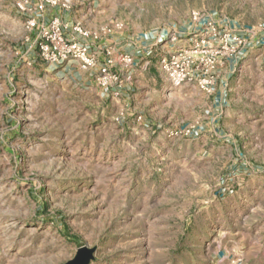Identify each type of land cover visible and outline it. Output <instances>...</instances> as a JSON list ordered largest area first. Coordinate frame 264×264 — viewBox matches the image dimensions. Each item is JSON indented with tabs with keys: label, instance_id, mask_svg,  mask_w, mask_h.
Masks as SVG:
<instances>
[{
	"label": "rangeland",
	"instance_id": "1",
	"mask_svg": "<svg viewBox=\"0 0 264 264\" xmlns=\"http://www.w3.org/2000/svg\"><path fill=\"white\" fill-rule=\"evenodd\" d=\"M75 3L97 49L136 70L117 95L94 71L47 63L0 0V264H66L82 246L89 264H207L215 220L264 222V192L243 186L264 181V40L224 60L216 94L171 83L174 46L158 37L178 30L184 46L199 11L264 39V0Z\"/></svg>",
	"mask_w": 264,
	"mask_h": 264
},
{
	"label": "built area",
	"instance_id": "2",
	"mask_svg": "<svg viewBox=\"0 0 264 264\" xmlns=\"http://www.w3.org/2000/svg\"><path fill=\"white\" fill-rule=\"evenodd\" d=\"M58 0H16V8L20 13H29L27 27L35 33L34 44L38 54L51 65H62L76 61L86 71H94L95 83L107 92L120 95L124 88V81L130 80L132 70L137 60L130 53H120L113 48L97 49L91 43L78 38L97 34L84 28L81 23L69 24L61 17L55 16L48 22L40 21L47 4L55 5ZM63 6L69 7L68 3ZM192 22L189 39L184 46L176 45L180 31L159 35L160 41L173 43L171 53L161 58V68L174 85L194 83L200 88L210 92L218 79V67L226 59L238 61L248 51L250 45L263 42L257 38L256 30L233 28L230 21L218 20L214 14L208 12L192 11ZM245 33H249L250 39ZM149 35H147L146 38ZM103 52V61L98 53ZM174 134H192L188 128L176 129Z\"/></svg>",
	"mask_w": 264,
	"mask_h": 264
},
{
	"label": "crops",
	"instance_id": "3",
	"mask_svg": "<svg viewBox=\"0 0 264 264\" xmlns=\"http://www.w3.org/2000/svg\"><path fill=\"white\" fill-rule=\"evenodd\" d=\"M38 1L42 0H34V2ZM6 2L19 15L28 19L29 13H20L17 10L15 5L16 0H6ZM65 2L68 3L69 7L63 6ZM75 4V0H58V3L55 5L47 4L43 15L40 17V21L48 22L53 17L58 16L69 24L81 23L84 28H90L87 20L83 16H79ZM76 36L85 42L93 45L98 43L99 46H102V43L95 40L93 36L82 37L79 34H76ZM67 65L79 66L76 61H70L58 67L61 68ZM225 65H230V68L233 66L232 63L228 64L226 62L218 67V82L215 85L216 94L226 93L227 76L230 75L231 69L229 66L226 68ZM223 74L226 78L225 76L222 77ZM243 186H246L248 189H254L256 192H264L263 180L256 181L254 185H250L249 181H245V185ZM261 208L264 210V205ZM218 210L223 215L229 212L225 211L229 209L224 208H218ZM212 224L213 222L210 221V225ZM214 224V228H210L209 251L206 255L207 264H264V222L256 225L246 220L238 224L237 227L232 228L228 218L224 217L215 220Z\"/></svg>",
	"mask_w": 264,
	"mask_h": 264
},
{
	"label": "water",
	"instance_id": "4",
	"mask_svg": "<svg viewBox=\"0 0 264 264\" xmlns=\"http://www.w3.org/2000/svg\"><path fill=\"white\" fill-rule=\"evenodd\" d=\"M94 249L87 246H82L76 256L66 264H89L91 259L94 258Z\"/></svg>",
	"mask_w": 264,
	"mask_h": 264
}]
</instances>
